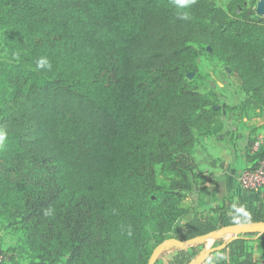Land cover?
I'll list each match as a JSON object with an SVG mask.
<instances>
[{"label": "trees", "instance_id": "obj_1", "mask_svg": "<svg viewBox=\"0 0 264 264\" xmlns=\"http://www.w3.org/2000/svg\"><path fill=\"white\" fill-rule=\"evenodd\" d=\"M216 1L0 0V27L26 40L17 59L0 56V219L29 252L149 264L166 240L264 222V193L187 205L204 178L198 140L225 128L187 77L198 74L196 46L239 80L245 106L264 108V17L256 0ZM247 156L257 167L264 147ZM250 242L264 264L257 234L205 264H255ZM201 250L174 248L156 264H190Z\"/></svg>", "mask_w": 264, "mask_h": 264}, {"label": "rangeland", "instance_id": "obj_2", "mask_svg": "<svg viewBox=\"0 0 264 264\" xmlns=\"http://www.w3.org/2000/svg\"><path fill=\"white\" fill-rule=\"evenodd\" d=\"M228 1L217 0L216 4L225 9ZM248 2L247 0L243 2L246 9L249 7ZM196 47L199 49L198 74H194L191 80H196L197 89L205 100L221 106L220 119L225 126L222 136L226 137L225 144L245 149L248 153L252 141L257 136L264 134V108H257L252 105L245 106L246 96L240 89L239 80L223 63L211 56L210 47ZM25 53L26 40L22 39L16 31L0 27V56L6 59H17ZM60 137H64L63 133ZM206 140L207 135L198 140L195 159L200 160L201 155L207 153ZM197 168L201 172L198 164ZM201 173L205 177L203 172ZM168 177L167 174L159 171L158 178L162 186L168 185ZM201 185L202 182L199 183V187ZM189 204L190 200L187 201V205ZM255 246V242L249 243L252 252ZM0 256H4L6 259L5 263L0 264H54L49 253L40 252V254L35 255L29 252L25 243L24 232L8 228L1 219Z\"/></svg>", "mask_w": 264, "mask_h": 264}, {"label": "crops", "instance_id": "obj_3", "mask_svg": "<svg viewBox=\"0 0 264 264\" xmlns=\"http://www.w3.org/2000/svg\"><path fill=\"white\" fill-rule=\"evenodd\" d=\"M225 140L226 137L219 138L215 135H208L205 142L207 153L202 154L200 160L195 159L205 177L202 185L198 186L197 194L188 200H190L189 205L193 207L203 201L205 204L198 207L199 211L208 209L214 201L221 197L245 196L248 201L256 202L262 198L264 193V190L261 189L257 193L249 194L240 187V176L251 166V162L248 160L245 149L231 147L225 144ZM187 220H191V215L187 217ZM255 243L256 246L253 247L255 264H262V245L258 242Z\"/></svg>", "mask_w": 264, "mask_h": 264}, {"label": "water", "instance_id": "obj_4", "mask_svg": "<svg viewBox=\"0 0 264 264\" xmlns=\"http://www.w3.org/2000/svg\"><path fill=\"white\" fill-rule=\"evenodd\" d=\"M209 51L211 52L210 48ZM193 76L194 74L190 73L187 77L192 79ZM213 109L220 110L221 106H214ZM253 234H257L258 236L264 235V222L222 227L206 235H202L187 241L169 239L155 248L149 260V264H156L163 253L169 252L174 248L189 250L195 247H202V250L192 259L190 264H205L215 253L224 250L230 243L237 240L242 235ZM219 240H222L223 243L219 246H215V243Z\"/></svg>", "mask_w": 264, "mask_h": 264}, {"label": "built area", "instance_id": "obj_5", "mask_svg": "<svg viewBox=\"0 0 264 264\" xmlns=\"http://www.w3.org/2000/svg\"><path fill=\"white\" fill-rule=\"evenodd\" d=\"M254 10L257 16L264 17V0H256ZM264 147V134L257 136L249 147V154L256 155ZM251 166L242 172L239 183L240 187L249 194L257 193L261 188L264 189V158L257 167ZM5 263L4 256H0V263Z\"/></svg>", "mask_w": 264, "mask_h": 264}]
</instances>
